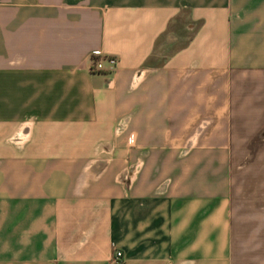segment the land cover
<instances>
[{"label":"crops","instance_id":"crops-1","mask_svg":"<svg viewBox=\"0 0 264 264\" xmlns=\"http://www.w3.org/2000/svg\"><path fill=\"white\" fill-rule=\"evenodd\" d=\"M115 252L264 264V0H0V264Z\"/></svg>","mask_w":264,"mask_h":264},{"label":"built area","instance_id":"built-area-1","mask_svg":"<svg viewBox=\"0 0 264 264\" xmlns=\"http://www.w3.org/2000/svg\"><path fill=\"white\" fill-rule=\"evenodd\" d=\"M118 60L115 57H102L91 60L90 72L93 74H113L117 70ZM132 140V138L130 139ZM122 259L120 252H115L113 262L119 264Z\"/></svg>","mask_w":264,"mask_h":264}]
</instances>
